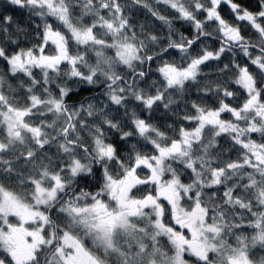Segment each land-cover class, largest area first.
Listing matches in <instances>:
<instances>
[{
	"label": "snow or ice",
	"instance_id": "6c2138e0",
	"mask_svg": "<svg viewBox=\"0 0 264 264\" xmlns=\"http://www.w3.org/2000/svg\"><path fill=\"white\" fill-rule=\"evenodd\" d=\"M0 264H264V0L0 4Z\"/></svg>",
	"mask_w": 264,
	"mask_h": 264
},
{
	"label": "trees",
	"instance_id": "16d2710c",
	"mask_svg": "<svg viewBox=\"0 0 264 264\" xmlns=\"http://www.w3.org/2000/svg\"><path fill=\"white\" fill-rule=\"evenodd\" d=\"M4 3H6V0H0V4H4ZM9 11L13 12L14 15L19 17L22 22H26V17H27V11L26 10L21 12L19 10H16L12 6H9ZM83 94H86V92Z\"/></svg>",
	"mask_w": 264,
	"mask_h": 264
},
{
	"label": "clouds",
	"instance_id": "9594fccd",
	"mask_svg": "<svg viewBox=\"0 0 264 264\" xmlns=\"http://www.w3.org/2000/svg\"><path fill=\"white\" fill-rule=\"evenodd\" d=\"M25 26H26V23H25ZM82 88H88V89H90L91 88V86L90 85H84V86H81ZM79 90V89H78ZM81 94L83 95V92H81Z\"/></svg>",
	"mask_w": 264,
	"mask_h": 264
}]
</instances>
